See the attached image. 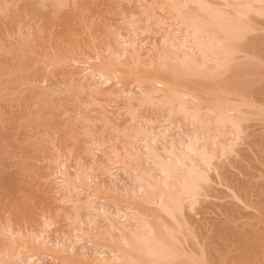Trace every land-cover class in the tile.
Segmentation results:
<instances>
[{
	"label": "bare ground",
	"instance_id": "bare-ground-1",
	"mask_svg": "<svg viewBox=\"0 0 264 264\" xmlns=\"http://www.w3.org/2000/svg\"><path fill=\"white\" fill-rule=\"evenodd\" d=\"M38 1L39 5L48 2L59 10L68 5V0ZM70 1L71 0H69V2ZM137 1L141 8H144L140 10L143 11V13L147 11L146 9L150 8V5L155 6V9L156 6H159L160 9L163 7L164 17L160 18L156 13L153 14L152 11H155V9L151 6L152 9L149 10L152 14H146L147 17L145 22L147 24L145 22L143 23V27L141 28L146 27L143 30H137L138 27L136 24L138 22L129 19L126 26L129 27L130 32L132 31L133 34L125 37V35L120 36L121 33L119 32L120 41H116L119 45V47L116 45V49L121 47V53L118 50L108 48V57H102L99 53L98 55L96 54L97 63L94 62L89 64V58L87 60L88 62H85L86 60L84 62L82 61L83 68L78 72L77 78L69 80L71 81L69 82L71 85L79 80L81 86L83 85L82 82L85 80L88 82L90 80L89 84H87V88L91 93L105 94L104 89L102 91L101 87L107 84H109V86H115V84L119 85V82L123 79V74H125L126 78L133 76L134 82L137 83V88L139 89V96L136 95L137 99H134L136 102H134V104H137V106L147 105L152 108L149 110L154 109L150 111L152 112V116H150L152 118L148 117L149 119H147L145 117H139L145 111L143 107L140 106L144 111L138 116L136 111L131 109V105L133 104H130V107L127 108L129 112L132 110L128 114L130 116L129 122L133 123L130 126L128 124L126 126V135L124 133L126 144L119 152L118 149L117 151L112 149L114 152L112 153L113 155L111 154L112 158L107 156L110 164L116 166L120 164L121 169L124 170L122 174L127 170L130 171L131 174L128 173V171L126 172L128 175L130 174L128 176V180L131 182L129 183L130 185H123V189L122 187L119 189L112 183L107 191L110 196L108 200L110 204L107 202L98 204L99 207H95L96 197L100 195L98 193L103 194L107 192H98L101 189H97L98 186L97 184L95 185L94 182L92 184L89 183L90 185L85 183V180H88L86 182L93 181L92 176L86 173L89 169L83 168L84 171L82 173L71 176V173L67 174L66 170H62V166L59 165L61 169L58 166L55 172L51 173V176H57H54L55 183L67 189L65 190L68 194L63 197H65V199L67 198L68 200L66 201H69L73 205V211L71 210L73 215H66V218L69 217L71 219L70 223L74 227H72L70 233L60 232L63 239L59 237L61 242L59 239H56L57 241L54 239V242L46 241L48 236L47 231L54 223L47 217H43L44 230L42 227L40 228L41 230H38L40 231L39 233L36 231L38 234H35V231L32 232L35 234L34 236H32L33 234L30 235L32 238H26L25 236L26 239L31 238L27 242H24L25 239H22L24 235H20L19 231L17 235L16 233L9 232L10 230L7 229L6 231L9 232L8 235H11L12 238L15 237L17 241L19 240L18 242H21L22 247L20 249H28V252L23 251L20 258L18 255L21 254V251L17 252L20 250L17 249V247L15 253H12L14 249L11 251L12 254L9 252L10 255H8L9 253L6 251L7 254L0 258V264H39L43 258H51V260L59 264H264V197L259 198L258 196V198L256 197L253 199V196L255 197L256 195L254 192L252 193L253 195L251 194L254 190L251 191L250 188L255 184L252 183L253 186L248 189V183H242L243 179L241 181L239 180L238 176H240V174L234 172L237 174L238 179L233 178L236 175L232 176L233 171L230 170L229 167L227 168L226 164L229 161L231 162L229 158L236 155L235 146L240 139L239 135L243 133L245 129L246 125L244 124L245 122L247 123L248 118H250L249 116L257 114L260 117V115H264V84L262 83L264 82V77L261 78L263 80H259V82L253 80L257 85H262L260 87L256 86L254 82L249 83L251 79H249L246 84V71H249L248 69L251 71L254 70L253 68H248V66L253 62L256 64L257 62L259 64H261V62L262 64L264 63V43H261L260 40V36L264 34V0H136V2ZM148 1H151V3H148ZM15 2L17 1L15 0ZM142 2L143 4L145 2V6L141 5ZM35 3L32 2V5ZM0 4L2 3L0 2ZM4 4L3 6H5ZM32 5L30 4V7ZM8 6L11 7V5ZM49 7L51 8L50 5ZM32 9L30 8V13ZM7 11V9H2L0 7V14H3L1 15L2 19L4 15L8 17L6 14ZM39 11L40 10L37 8L36 12L40 13ZM34 14H36L35 11ZM4 22L8 23L5 19L3 23ZM152 26L156 28V31L158 29L162 34H160L161 46L153 48L156 51L155 55L157 54L155 60H153V57L151 58L149 54V60L147 57L148 61H146L144 58L147 54L141 51V41L139 42L140 45L137 43L138 39L141 37L138 36L140 38H137L136 36L138 35L137 32L154 31L151 28ZM174 26H176V28ZM83 28L86 27L84 26ZM40 29L41 27H39V30ZM4 31L2 30L3 34H5ZM40 32H38V34ZM42 32L40 36H42ZM20 33L16 34L18 35ZM26 35L24 36L27 38H22V40H24L22 43L24 46L27 44L29 48L31 46L28 44L33 45L31 38L32 32L31 37L28 38L27 33ZM244 35L250 36L252 39L239 40V38ZM35 38H37V35ZM41 39L42 38H40V40ZM12 46L14 47L13 44ZM17 46L18 45L15 46V49H17ZM4 47L7 50L10 49L6 46ZM25 49L26 47H23L22 51ZM7 50H4V52ZM15 52L17 53L18 51H11V53ZM54 53L52 52V54ZM49 55L50 54H48V57ZM123 57L125 59V64H127L124 70H122V68L125 64L121 61ZM74 58L72 61L65 60L67 64L68 62L71 63L70 67L72 64L78 65L80 63L77 62L78 59L76 61ZM59 60L58 58V61ZM63 60L61 63H63ZM256 64L254 66H256ZM45 66L47 67V65ZM16 68L19 67L16 66ZM12 69L14 68L12 67ZM125 69L127 70L126 73ZM229 71L231 72L230 75L235 73L234 76L238 80L246 75V77H244L245 81L241 80L242 82L238 83L235 81L236 84L234 86L228 87V82H230L234 76L233 78H229L228 75L227 78L230 79L229 81L224 79L223 76L229 73ZM76 73L74 72V74ZM253 74L255 75V73ZM119 75L121 76L119 77ZM113 82H115V84ZM126 83L128 84L129 82L127 81ZM28 84L29 82L26 86H29ZM132 84L133 83H131V85ZM211 84L214 85V87ZM64 85L69 86L68 83ZM207 85L212 87H207ZM69 87L71 88V86ZM36 88H38V86ZM18 89H20V87H18ZM123 90L120 91L122 94L119 96L123 95L125 99L129 101L132 100L134 92L128 89H125V91ZM43 91L42 88V92L38 90L36 94L39 96L38 93L40 92L42 94ZM44 92L46 93V90ZM44 95L45 94H43V98ZM44 99L43 101L45 102ZM138 101L139 103H137ZM159 108H161V110L163 109L165 112L164 116H162V112L160 113L162 114L160 116L163 117L162 119L159 117L158 113L153 114L158 111L157 109ZM177 117H182L183 120L187 122L185 125H187L188 128H184L185 131H182L181 122L175 120L178 119ZM261 118L263 119L264 117ZM250 121L252 120H249V122ZM113 129V131H115V129L119 131L118 128ZM244 136H249L250 138V135ZM108 138L109 137H107V139ZM259 138H257V140ZM257 140H255V142H257ZM123 142L121 143L124 144ZM258 145H260V143ZM251 147L254 151L253 145H251ZM120 151H123V155ZM105 154L107 155V153ZM239 157L240 160L241 155H239ZM239 160H237V162ZM138 161H143L144 164H139L137 163ZM261 163L263 164V162ZM100 165L98 167H100ZM73 166L75 167V164ZM239 166L241 165L239 164ZM77 167L76 165V168ZM235 167H237V165ZM235 167L231 166L232 169H235ZM79 170L80 168L77 172ZM101 171L102 173L105 172L109 174V171L111 172L112 170L105 166ZM248 173L250 175V172ZM110 176L115 180L114 173ZM257 176L253 177L252 174L254 179L257 178ZM248 180L249 179L246 181ZM245 184H247V187ZM258 184L259 183H257V185ZM85 186L88 188L90 186V188H92V190L87 188L90 190V194L87 193L84 188V191L82 190V187ZM220 187L224 189V191L220 190L221 192L223 191L222 195L218 193L219 189L217 190V188ZM79 188H81L84 194L86 192V194L83 195L82 192H79ZM81 194L85 199L82 200V198H79ZM224 199L228 200L222 202ZM256 199L257 201H254ZM63 200L64 198L60 201ZM81 211L85 213L82 215ZM44 214L48 216L47 212ZM208 214L216 215L219 221L216 217L215 219L213 218L214 222L208 220V217L204 216ZM209 217L211 218V216ZM212 217L214 216L212 215ZM99 220L104 222L102 228L98 226ZM97 230H100V232H97ZM56 232L57 231H55V233ZM84 239L87 240V242H85L86 244L91 245V249H89L91 254L79 256L74 248L78 243L80 244V242L84 241ZM97 239L102 242H99ZM16 240H14V242ZM94 240H97L99 244ZM103 242H105V244H103ZM27 244L31 245V248L28 247ZM101 244H103V246H99ZM84 245H81L82 251L86 248ZM54 247H56V250H52L55 249ZM10 248H12V246ZM224 253L225 255L228 254L226 260L221 257Z\"/></svg>",
	"mask_w": 264,
	"mask_h": 264
},
{
	"label": "rangeland",
	"instance_id": "rangeland-1",
	"mask_svg": "<svg viewBox=\"0 0 264 264\" xmlns=\"http://www.w3.org/2000/svg\"><path fill=\"white\" fill-rule=\"evenodd\" d=\"M16 1L18 3L15 2V0H9V1L0 0V2L2 3V4H0V7L2 9L4 8V9L8 10L6 12V14L9 17L8 18L4 15V18L2 19L1 15H3V14H0V43L2 44V46L0 44V50H1L0 51V254H1L0 258H2V256L4 257L7 254V252L11 253V251L13 249H14V251H12V253H15L16 247H17V249H20L22 247L21 242H18L19 240L17 241L15 239V237H13L14 238L13 239L11 237V235H8L9 232H13V233H16L18 235V231H19L20 235H24V237L22 238V239H25L24 242H27L32 238V236H34L35 234H38L40 232V231H38L40 228L43 227L42 229L44 230L43 217H45V218L47 217L51 221L54 222L53 225L51 226L52 228L50 227L47 231V235H48L46 238L47 242L48 241L54 242L56 239L58 240L59 237L62 239L61 233H63V232L70 233V231L72 230V227H74L70 223L71 219L69 217H68L69 219L66 218L68 215H73V212H72L73 211V208H72L73 205L69 201H66V200H68L67 198L65 199V197H63V196H67L66 195V194H68V193H66L67 189L65 188L66 189L65 190L62 185L58 186L59 184H56L55 183L56 181H54L55 175L51 176V173L55 172V170L57 169V167L59 165L62 166V170H66L67 174L71 173L70 174L71 176H74L77 173H82L84 171L83 168L84 169L88 168L90 172L88 171L86 173L92 176L93 181L92 182H86L88 180H85V183H87L88 185H90L89 183L92 184L93 182L95 183V185L97 184V186H98L97 189H99V188L101 189L98 192H102V191L107 192L108 189L111 187L112 183H114V185H116V187H118L119 189H121V187L123 189V185H127V186L130 185L129 183H131V182L128 180L129 179L128 176L131 174L130 171L127 170L128 173H130L129 175H128V173L126 174L127 171H125V173L122 174V171H124V170L121 169L120 164L119 165L117 164V166L110 164L109 158L110 157L112 158V155H113L112 153H114L113 150L117 151V149H118V152H119V150H121L122 147H124V145L126 144L125 143L126 140L124 139V136L126 135V133H125L126 132V126H127V124L130 126L133 123V122L132 123L129 122L130 116L128 114L132 110L129 112V110L127 108L130 107V104H133V105H131V109H134L138 116L141 114V112H143L145 110L142 113V115H140L139 117H145L147 119L152 118V117H150V116H152V112H150V111H153L154 109L149 110L152 108L147 106V105L146 106L145 105L137 106V104H134L135 100L137 99V96H139V91H138L139 89L137 88L138 87L137 83L134 82L133 76H129L126 78L125 74H123V76H122L123 79L121 80L122 82L120 81L119 85L118 84L116 85L115 82H113L115 84V86L114 85L109 86V84H107V85L101 87L102 91L104 89L105 94L91 93L87 88V84H89L90 80L88 82H87V80L82 82V84H83L82 86H81V83H79V80H77V79H75V80H77V82H74L72 85H71V83H69V82H71L69 80H71L72 78H77L78 72H80V69L83 68L82 67L83 66L82 61L83 62L85 60H86L85 62L89 61V64L94 63L96 61L98 62V60H96L98 53L102 57H108V55H107V54H109L108 48H110V49L112 48V50H118L119 52L121 51V49H120L121 47L118 48L119 45L117 43L120 41V36L125 35V37H126V36L133 34L132 31H131L132 33L130 32L129 27L126 26L128 24L129 19L136 20V22H138L136 24V26L138 27L137 30H139V29L143 30L146 27H144V28H141V27H143V23L145 22V19L147 17L146 16L147 13H150V14L156 13L158 15V17H160V18L164 17V14H163L164 11L162 10L163 7L160 9L159 6H156V9H155L154 8L155 6L150 5L149 9L151 10L152 9L151 6H153L155 11H152V13H151L149 9H146L147 11L143 13V11H140V10L141 9L143 10L144 8H141L138 1L136 2V0H128V1L127 0H78V1L77 0H71L70 2H72V3H70L68 0V2H67L68 5H66L65 7H63L60 10L48 2L39 5L38 0H33V1L32 0H16ZM35 1H36V3H35ZM29 2H31V3H29ZM32 2H34L35 4L32 5ZM129 2H131V3H129ZM148 3H151V1H148ZM3 4L6 7L3 6ZM30 4L34 8L32 6L30 7ZM8 5H11V7H9ZM37 5H38V7H37ZM49 5L51 6V8L49 7ZM141 5L145 6V2H144V4L142 2ZM28 6L31 9L33 8L31 10V13H30V8ZM39 7H40V9H39ZM37 8H38V10H40L39 11L40 13L36 12ZM10 10L13 14L10 12ZM57 10H58L60 15L58 14ZM161 10H162V13H161ZM34 11L37 15L34 14ZM52 11H54V12H52ZM61 11L65 12V13H63ZM61 14H63V15H61ZM60 16H62V17H60ZM60 18H62V19H60ZM4 19H5V21H8V23H5V22L3 23ZM84 26L87 28V31H86V28H83ZM39 27H41V29H40L41 32L43 31L42 32L43 34H41L43 37L40 36L41 32L39 30ZM174 27L176 28V26H174ZM37 28H38V30H37ZM151 28L154 31L139 32L138 33L136 30L138 35L136 33L135 34L137 36L134 35L137 38L141 37L140 39H138L137 43L139 44V42L141 41L140 42L141 47H142L141 51H143L144 54H147V56H145V58H144V59H146V61L149 60V57H148L149 54H150L149 56L151 58L153 57L152 59L155 60V57L157 54L155 55L156 51L153 48L161 46L160 45L161 44L160 38L162 35L161 32L158 29L156 31V28L154 26H152ZM1 29L3 31L5 29L7 30V31L6 30L4 31L5 34H3ZM25 29H26V31H25ZM27 29H28V31H27ZM11 30L14 32V34ZM35 30L40 32V33L38 34V32H36ZM1 32H2V34H1ZM31 32H32V37H31ZM16 33H20V34H18L19 36ZM26 33L28 34V38L29 37L32 38V42H33L32 44L33 45L28 44L31 47L33 46L32 48L31 47L28 48L27 44H26V46H24V44L22 43L24 41V40H22V38L23 39L27 38ZM118 33L120 34V36ZM11 34H13L14 36ZM29 34H30V36H29ZM35 34L37 35V38H35V36H36ZM24 35H26V36H24ZM117 35L119 36V38ZM138 36H140V37H138ZM148 36H149V38H148ZM40 38H42V39L40 40ZM137 38H136V40H137ZM30 39H28V40H30ZM33 39H35V40H33ZM152 40L154 41V43ZM29 43H31V42H29ZM12 44L14 45V47L12 46ZM15 44L18 45L17 49H15V46H16ZM3 45L10 48V49L7 50ZM116 45L118 46L117 47L118 49H116ZM142 45L144 46L145 49L143 48ZM22 46L26 47V49L23 51H22V49H23ZM18 47H19V49H18ZM3 48H5V49H3ZM11 49L16 50L18 52L17 53L16 52L11 53V51H12ZM4 50H7V51H5L6 53L4 52ZM9 50H11V51H9ZM151 50H152V52H151ZM3 52H4V54H3ZM52 52L53 53L55 52V53L52 54ZM45 54H47V55H45ZM48 54H50L51 56L49 55V57H48ZM57 57L60 59L59 61H58ZM147 57H148V60H147ZM50 58H52V59H50ZM73 58H74V60L76 59V61L78 59L77 62H80L78 64L79 66L75 65V64H74L75 65L74 66L72 64L70 67L71 63L68 61H72ZM88 58L90 60H88ZM62 60H63V63H61ZM65 60H68L67 61L68 64L66 63ZM92 60H94V61H92ZM121 61H123L125 64L124 57L121 59ZM44 62H45V65H47V67L44 65ZM48 64L50 65V67ZM255 64L256 63L253 62L248 66V68H253L254 70L253 69L252 70L255 72L248 69L249 71H246L247 77H246V75H244L242 77V79H240V80L235 78V76H234L235 73H232L233 75H230L231 72H233V71L230 70L231 72L229 71V73H226L225 76H223V78L226 79L227 81L230 80L229 78H233V76H234V78L231 79V81H230L231 83L228 82L229 85L227 84V86L228 87L234 86L236 83L242 82L241 80L245 81L244 77L247 78L246 84L248 83L249 79H251V80H249V83L254 82L253 80H255L256 82H259V80H263L261 78L264 77V75H263L264 74V72H263L264 63L262 64V62H261V64H259L257 62L256 66H254ZM14 65H15V67H14ZM126 65L127 64L124 65L122 70H124V68L127 67ZM16 66H18L19 68H16ZM62 66H63V68H62ZM67 66H68V68H67ZM76 66H78L79 69ZM12 67L15 70L12 69ZM46 68H50V69H46ZM64 68H66V69H64ZM21 69H23V70H21ZM74 72L75 73L77 72V73L74 74ZM126 72H127V70L125 69V73ZM247 72H251V73H247ZM15 73H17V74H15ZM253 73H255V75ZM260 73H262V74H260ZM21 75H22V77H21ZM228 75H229V78H227ZM120 76L121 75H119V77ZM248 76H250V77H248ZM27 79H29V80H27ZM25 80H26V82H25ZM40 81L41 82L44 81V82L41 83ZM127 81L129 82L128 83L129 85L126 83ZM235 81H237V82L235 83ZM28 82H29V84H28L29 86H26ZM130 82L133 84L131 85ZM256 82H254L256 84V86H259V85H257ZM31 83H33L34 85L36 84L38 86V88H36L37 87L36 85H35L36 86L35 87ZM67 83L69 86H71V88L67 85H64ZM262 83L264 84V82H262ZM262 83H260V84H262ZM22 84H24V85H22ZM39 85H40V87H39ZM21 86H23V87H21ZM212 86L214 87V85H212ZM212 86L207 85V87H212ZM260 86H262V85H260ZM18 87H20V89H18ZM109 87H112V88H109ZM28 88H29V90H28ZM34 88H36V89H34ZM42 88L44 91L46 90V93L44 91L42 94L39 92L38 93L39 96H38L36 94L37 93L36 91L41 90V92H42ZM125 89L132 90V92H134L132 100L129 101V100L125 99V97L123 95H121L122 97L119 96L120 94H122V92L120 93V91L121 90L125 91ZM32 90H33V92H32ZM117 92H118V94H117ZM110 93H112V94H110ZM43 94H45L44 95L45 99L43 98ZM74 94H76V95H74ZM114 94H117V95H114ZM42 98L45 100V102L43 101ZM137 103H139V101ZM44 104H46V105H44ZM140 106L143 107L144 110H142L143 108L141 109ZM147 110H149V111H147ZM157 110L160 112L156 111L153 114L158 113L159 117L162 114H163L162 116L165 115V112L163 111V109L161 110V108H159ZM148 112L151 114H149ZM161 112H162V114H160ZM124 115H125V117H124ZM153 116H155V115H153ZM249 117L250 118H248L247 123L245 122V124H244V125H246L245 129H244L243 133H241L239 135L240 139L237 141V144L235 146L236 155L229 158L231 160V162L229 161L226 164H227V168L229 167L230 170L233 171L232 176L236 175L233 178H236V179L239 178L240 181L243 179L242 183L247 182L248 187H247V184H245V186L248 189L251 186H253V184H255L254 185L255 187L253 186L252 188H250L251 191L254 190L251 192V194L253 192L255 193L256 196L255 197L253 196V199H255L256 197L258 198V196H259V198L264 197V192H263V190H264V187H263L264 186V172H263L264 171V167H263L264 166V148H263L264 147V123L263 122L264 121L263 120H264V118L263 119L261 118V117H264V115L263 116L260 115V117H259V115L255 114V115H252ZM160 118L162 119L163 117H160ZM181 118L182 117H179L178 119H175V120H177V121L179 120V122H181L180 124L182 126V131H185V129L188 128L187 125H185V124H187V122H185V120H183V118L181 120ZM256 119H258V120H256ZM249 120H252V121L249 122ZM253 120H255L256 122ZM125 121H126V123H125ZM143 125H144V123H143ZM113 128H118L119 131L120 130L121 131L119 132L116 129H115V131H113L114 130ZM255 131H257V132H255ZM124 133H125V135H124ZM120 134L122 135V138H121ZM255 134H256V136H255ZM244 135H250V138H249V136L247 137ZM107 137H109V138L107 139ZM257 138H259L260 141H259V139L257 140ZM110 139H112V140H110ZM255 140H257V142H255ZM110 141H112V142H110ZM253 141L255 142V145H254ZM258 141H259L260 145H258L259 144ZM121 142H123L124 144H122ZM249 144H250V146H249ZM251 145H253L254 151H253V149H251L252 148ZM248 147L250 148V150ZM86 148H87V150H86ZM89 148H90L91 152L89 151ZM239 148L240 149L242 148V149L240 150ZM109 149H111V150H109ZM258 149H259V151H258ZM238 151H239V153H238ZM256 151L258 154L256 153ZM94 153H95V155H98V156H95ZM105 153H107V155ZM120 153L123 155V151H120ZM239 155H241L242 160L241 159L239 160V158H240ZM107 156L109 158H107ZM246 158H248V159H246ZM95 159H96V162H95ZM140 160H141V158H140ZM237 160H239L241 163L239 161L237 162ZM255 160H257V161H255ZM260 161L263 162V164ZM137 163L142 164L143 161H138ZM74 164H75V167L73 166ZM239 164L241 166H239ZM76 165L78 166L77 168H76ZM99 165H100V167H98ZM104 165L108 169L112 170L111 172L109 171V174L113 175V173H114L115 180H113L114 178L112 176H110L108 173H105V172L102 173L101 169H103V167H105ZM236 165H237V167H235ZM60 166H59V168H60ZM231 166L232 167L234 166L235 169H232ZM249 166H250V168H249ZM114 167L115 168L118 167V168L115 169ZM59 168H58V170H59ZM75 168H76V170H75ZM79 168H80V170L77 172V170ZM90 168L92 169V172H91ZM95 168H97V169H95ZM240 171H241V173H240ZM246 171H247V173H246ZM234 172L240 174L241 177L238 176V178H237V174H235ZM248 172H250V175ZM244 173H246V174H244ZM257 173H258V176H257ZM252 174H253V177L257 176V178L254 179L252 177ZM243 175H245V176H243ZM39 177H40V179H39ZM55 177H57V176H55ZM116 177H118V178H116ZM259 178H260V180H259ZM247 179H249L248 180L249 182L246 181ZM90 181H91V178H90ZM54 183H55V185H54ZM257 183H259L260 185L259 184L257 185ZM83 188L86 190L87 193L90 194V190H88L90 188V186H89V188L86 186L82 187V190L84 191ZM79 189H80L79 192H82L83 195L86 194V192L84 194V192L81 190V188H79ZM90 189L92 190V188H90ZM258 189H261L263 194H262L261 190H258ZM217 190H218V193H220L222 195V192L224 191L223 187L217 188ZM220 190H223V191L221 192ZM250 190H248V191H250ZM82 194L79 198L80 199L82 198V200H83V199H85V197ZM98 194H100L99 195L100 199L97 195L96 200H95L96 201L95 207L96 206L99 207L98 204L107 203L109 198H110L108 192L103 193V194L102 193H98ZM220 194H219V196H220ZM106 195H108V196H106ZM223 196H224V194H223ZM62 197L64 198L65 201L64 200L60 201L61 199H63ZM59 198H60V200H59ZM97 200H98V202H97ZM226 200H228V199H226ZM226 200L224 199L222 202H224ZM254 201H257V199ZM63 202H64V204H63ZM108 203L110 204V202H108ZM216 203H217V201H216ZM212 208H214V207H212ZM58 211H60V212H58ZM46 212H47L48 216L46 214H44ZM81 212H82L81 213L82 215L85 213L84 211H81ZM64 214H65V217H64ZM212 215L214 217H212ZM204 216L208 217V220H211L212 222H214L213 220L215 219V217L217 219V216L214 214H208V215H204ZM209 216H211V218ZM217 220L219 221V218ZM103 223L104 222H101V220H99L98 226L100 228H102L104 226V225H102ZM11 228H12V230H11ZM7 229H9L10 231L7 232L6 231ZM100 230H97V232H100ZM36 231L38 233H36ZM52 231H53V233H52ZM55 231H57L59 234L57 232H56L57 233L56 234ZM32 232H34L35 234ZM95 232H96V230H95ZM25 233L29 236H27ZM60 234H61V236H60ZM30 235H32V236H30ZM25 236H26V238L27 237H31V238L26 239ZM8 237H9V239H8ZM61 239H59L60 242H61ZM14 240H16V241L14 242ZM97 240H94V241H96L97 244H99V242H102L99 240H98L99 241L98 242ZM85 242H87L86 239H84V241L80 242V244L83 243V244H81L82 246L85 244L84 247L85 246H86V248L88 247L87 249L85 248L82 251L81 250L82 246L79 243L74 248L76 253L78 252L77 254L79 256L91 254V251L89 250V249H91V247H90L91 245L86 244ZM10 244H12V245H10ZM22 244H24V243H22ZM103 244H105V242H103ZM103 244H101L99 246H103ZM18 245H19V247H18ZM27 245H28V247L31 246L29 244H27ZM11 246H12V248H10ZM23 246H25V245H23ZM54 248L55 249H52V250H56V247H54ZM8 249H10V250H8ZM27 250L26 249L25 250L20 249V250H18V251L16 250V251L17 252L21 251L20 252L21 254L18 255L20 257L22 255V252L23 251L25 252ZM10 253L8 255H10ZM226 255L224 253L223 256H221V257L224 260H226L228 258V254H226ZM22 258H24V257H22ZM3 259H5V258H3ZM54 262L55 261L51 260V258L50 259L49 258H45V259L43 258L41 260V263H39V264H59L57 262H55V263Z\"/></svg>",
	"mask_w": 264,
	"mask_h": 264
},
{
	"label": "snow or ice",
	"instance_id": "snow-or-ice-1",
	"mask_svg": "<svg viewBox=\"0 0 264 264\" xmlns=\"http://www.w3.org/2000/svg\"><path fill=\"white\" fill-rule=\"evenodd\" d=\"M245 39H252V37L244 35V36H241V37L239 38V40H245ZM260 40H261V43H264V34H262V35L260 36Z\"/></svg>",
	"mask_w": 264,
	"mask_h": 264
}]
</instances>
